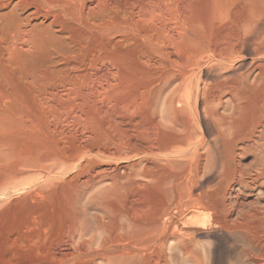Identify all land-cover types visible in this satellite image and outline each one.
Here are the masks:
<instances>
[{"label": "bare ground", "instance_id": "obj_1", "mask_svg": "<svg viewBox=\"0 0 264 264\" xmlns=\"http://www.w3.org/2000/svg\"><path fill=\"white\" fill-rule=\"evenodd\" d=\"M191 2L0 0V10L7 9L0 11V34L8 53L19 48L22 36H26L22 44L41 41L50 26H61L59 16H64V53L73 58L62 74L64 79L60 81L57 74L54 77L64 82L66 100L60 99V92L56 97L57 81L51 88L42 78L43 84L37 81L42 86L34 83L40 87L33 96L38 126L52 138L57 150L47 145L33 149L34 145L23 146V142L14 146L13 141L14 148L10 143H0V161L5 164L0 172V192L39 184L38 189L22 196L26 205L16 206L13 200L8 227L0 228V264H78L80 260L96 264L95 258L100 256L107 263L135 256L132 264H145L149 239L161 247L177 238L179 219H172V214L183 213L184 226L214 225L247 246L243 247L247 264H264V0H212L201 12H196ZM89 41V52L80 54ZM246 55L253 59L247 74H218ZM102 66L106 70L103 78L102 73L98 75ZM206 66L214 70H207L206 75L211 74L202 80L196 70ZM174 81L158 108L152 97L154 91ZM98 98L105 99L106 104H98ZM112 100L117 105L110 107ZM219 104L226 110L218 111ZM110 108V119H100L99 109ZM62 115L64 119L74 117L72 123L79 128L80 137L74 139L63 132ZM198 115L213 136L220 167L214 183L192 192L188 188L206 172L210 151V141L194 120ZM65 138L77 149L72 156L58 154V144ZM92 151L104 160L93 161ZM249 152L252 159L241 163L240 158ZM128 157L134 161L127 170L110 173L112 165L107 160ZM75 159L80 163L68 177V186L59 192L62 202L55 205L58 209L49 206L53 190L46 192L48 187L42 186L56 174L67 175L76 167L71 163ZM104 181L107 184L100 191L109 190L116 200L98 206L102 213L111 209L116 220L111 221V227L107 221L99 239L95 238L101 251L90 254L85 245L90 248L94 236L92 232L87 235L83 226L77 228L76 223L87 205L84 208L80 203L82 208L74 199L83 195L81 189L87 183ZM146 191L152 192L154 199L153 203L149 197L152 204L147 206ZM10 203L12 200H0V213L7 211L4 207ZM64 206L70 216L65 227ZM152 209L156 216L149 228L155 233L160 229L165 236L159 242L147 235L151 224L140 219ZM190 212L194 214L192 219ZM53 214L57 215L56 222H49ZM199 220L202 223H195ZM169 224L172 227L165 235ZM184 246V253L198 255Z\"/></svg>", "mask_w": 264, "mask_h": 264}, {"label": "rangeland", "instance_id": "obj_2", "mask_svg": "<svg viewBox=\"0 0 264 264\" xmlns=\"http://www.w3.org/2000/svg\"><path fill=\"white\" fill-rule=\"evenodd\" d=\"M211 1L212 0H197V1L192 0L191 5H192V8L195 9L196 12L197 11L201 12L202 9H204L206 5L208 7V5L210 4ZM6 10L7 9H3L0 11L4 12ZM59 17L62 18L61 20L58 19V21L59 20L61 21V22L59 21V24L62 27L60 26L61 28L60 27L54 28L55 26H53V25L50 26L49 27L50 29H48V31L53 30L54 32L51 31V33H48V31H47L48 35L46 34L44 36V38H42V40L45 43L42 40H41L42 42L38 40V42H32V43H28V44L23 43V44H25V45H23L22 42H23V39L26 38V36H22L23 38L20 39V40H22V41H20L21 46L18 44L19 48H16L14 51H12V53L11 52L8 53L6 48H4V47H6V45L4 44V39H3L4 37L2 38L1 34H0V39H1L0 40V143L1 144H9L10 143L12 148H14L15 145L17 146V144L18 145L23 144V146H24V144L25 145H31V146L34 145L33 149H36L37 147L38 148L39 147L44 148L47 145L48 148H51L53 150H57L55 142L52 141V138L50 136H46L45 132L43 130H41V128H40L41 126H38L39 119L34 113V111H36L37 108L35 106L36 102H35V99L33 96H34V92L36 93L40 88L39 86L41 84L38 82H41L43 84V82L41 80V78H42L44 83H45L44 85L47 87V84H48V87H50V88L52 87L50 85L55 84V82L57 81L56 83H58V84L54 85L55 87H57L56 91L59 89L56 92V97L57 98L60 97V94H59V92H60L61 96H62V97H60V99L62 98L61 100H66V97L64 96V94H65L64 82H61L63 84L62 85L59 82V80L62 81L64 79L62 74H64V71L68 70V66H70L72 64L73 58H72V55L71 56L69 55V53H64V36H66V35H64V25H63L64 16H59ZM60 29L62 30V33H60L61 32ZM57 32H59V33H57ZM49 34H51V35H49ZM75 34H77V33H74V35ZM51 37H53L55 39L51 40L50 39ZM90 43L91 42L89 41L87 44H85L87 46H84L81 49L80 54H86L89 52L90 45H91ZM29 45L31 47H29ZM18 49L20 51H17ZM26 50H27V52H26ZM5 52L7 54H4ZM24 54H25V56H24ZM251 57H252V55H246L242 60H240V62L236 61L238 64L236 62H234V63H236L235 65L233 63L229 67L221 69L220 71H218V74H219V72H220V74L221 73H223V74H233V73L247 74L250 70V67L253 64V61H252L253 59ZM70 58H72V59H70ZM64 59L67 61H64ZM55 67H58V68L56 69ZM102 67H101L102 70L99 68L102 72L98 71V73L100 72L98 75H100L102 73L101 75L103 78V75H104L103 73L106 72V70L104 69L105 68L104 66H102ZM52 69H53V71H52ZM56 70H58V71L55 72ZM207 70H210L211 72H213L214 67L213 66L212 67H210V66L202 67L201 70H199V71L196 70V73H197L196 75L198 77H200L202 80H204V79L207 80L208 76L211 74V73H209L208 75H206ZM46 72L47 73L52 72L53 74L49 73V75H47ZM61 72H63V73H61ZM41 75H43V76H41ZM55 75L57 76L56 78H58L59 80L54 78ZM60 75H61V77L59 78ZM44 77H46L48 80H45L46 78H44ZM247 77L249 79H252V74H248ZM49 79L53 82H50ZM108 79L110 80V78H107V80ZM102 81L104 82V80H102ZM34 83H38L39 86H37V84H34ZM49 83H51V84H49ZM175 83L176 82L174 81L173 83L167 84L164 87H161V88L158 87L157 90L154 91L155 93L152 92L153 95L151 93L153 100H154V105H156L158 108L161 107L163 97H165V95H168V93L171 89L170 87H172ZM37 87H38V89H36ZM131 88H132V85L130 84L128 89L130 90ZM98 99H99V101H96L98 104L99 103L106 104L105 99H100V98H98ZM89 100L90 101L93 100V97H91ZM100 101H102V102H100ZM113 101L116 103L115 100L109 101L108 105L110 107H112L115 104ZM112 102H113V104L111 105ZM33 104H34L35 108H33ZM66 104H67V102H66ZM223 104H225V103L223 102ZM223 104H219V107L221 106L220 108L216 107L219 109L218 111L222 112V110H221L222 108H224L226 110V108H225L226 106H224ZM115 105H117V104H115ZM108 110L99 109V111H102L100 113L103 115V116L100 115L101 116L100 119H103L106 122L108 119H110L109 113L110 114L112 113L111 108ZM25 111H26V113L27 112H29V113H27V115H26V113L24 114ZM28 114H29V116H28ZM30 116H31V118H30ZM70 117L71 116L64 119V115H62L61 125H62L63 132H69L70 136L75 139V137H77V138L80 137L79 128H77L72 123V120H75L74 117L73 116L71 118ZM26 118H28L29 122H27ZM195 119H196L195 122L199 126V130H202L200 132H202L203 136L205 138H207V140L210 141V151H209V158H208L209 160L207 161L208 162L207 164L209 166L208 165L206 166V170H205L206 172L200 173V175L198 176L199 179L198 178L195 179V180H197V182L195 180H193L191 186L188 188V190L190 189V190H192V192H196L200 188L201 189L205 188L206 186L214 183L215 178H216L215 176H217V172H218V169L220 167V163H219L220 161H219V157H218V154H219L218 149L216 148V145L212 142L213 136L211 134H209L208 129L206 127H204V125L201 121L200 115L195 117L194 120ZM31 130H33V131H31ZM40 134H42L43 137H41ZM70 136H68V139H70ZM22 140H24V141H22ZM13 141L15 142L14 146H13ZM46 141H47V144H44V143H46ZM64 141H65L63 143L64 145L62 143L58 144L59 148H60L58 151L59 152L58 154H62L64 156H66L68 154L67 156H72L77 151V149L75 148V146L72 145V142L67 140V138H65ZM41 142H43V143L41 144ZM68 142H70V143H68ZM20 143H22V144H20ZM29 143H32V144H29ZM1 144H0V148H1ZM38 145H40V146H38ZM90 154L94 158L93 161L99 162V161L104 160V158L97 155L95 153V151L90 152ZM1 155H2V152L0 149V156ZM252 155L253 154H251L249 152L246 155H244L243 157H241L240 158V160L242 161L241 163L246 164L249 160L252 159ZM0 160H1V158H0ZM107 161L109 164L112 165L111 167L113 170L111 169V171H110V173H111L112 171H116V169L119 172L121 170L122 171L127 170V167H129V164L132 161H134V159L128 157V158H123V159H110ZM0 162L2 163V161H0ZM77 162H78L77 159L72 160V162H71L72 165H76V167H73L70 170V172L67 173V175H66V173L65 174L64 173L63 174H56L53 178H50V180H49L50 182H48V183H46V185L42 186V188L48 187V188L44 189V190H46V192H47V190H49L48 192L50 193L53 190L52 196L50 195V198H49V204H50L49 206L54 205V208H57V206H55V205L56 204L60 205L59 203L62 202V195L59 192L63 191L64 187L68 186V184H67L68 177L71 174L75 173V171L77 170V168H78ZM1 163H0V165H1ZM78 163H80V162H78ZM2 164H4V163H2ZM4 169H5V164H4V166L3 165L0 166V172L3 171ZM42 181L43 180H41L40 182H42ZM37 183H34V184L32 183V184H29L28 187L24 186L23 188H19V189H13V190L10 189V190H8V192H5V193L0 192V200L1 201L2 200L11 201L12 200V203H10L4 207V209H6L7 211H5V212L2 211L0 213V228L2 230H4L6 227H8V226H6V224L11 217V211L13 209L12 207L14 206L13 200H15L16 206L22 205V204L26 205L25 200L22 201L21 198H23L22 196H26L29 193H31L35 189V187H36V189H38L37 187L39 184H37ZM54 183H56L57 185ZM101 183H97V182L87 183L84 186V188L81 189V191L84 189V191L82 193L83 195H81V196L79 195L77 198L74 199V200L78 199L80 207H82V205H83V207L85 208V206L87 205V207L85 208V211L84 212L81 211L82 213L78 215V220L76 223H77V228H78V226H79V228L83 226L84 229L86 230V232H88L87 235L93 234V236H94V238L90 244V248L88 247L89 245H85L89 249L88 251L90 254L93 252H100L101 251L99 245L96 244L97 242H95V241H97L95 238L99 237V235H101L103 233V228H104L105 224L107 225V223L108 224L110 223L108 226L113 225L112 223L115 222L114 220H116L115 215L111 209H108V211H106L104 213H102V211H100L101 208L99 206L101 204H103L104 202H106V200H108L107 202H109L110 204H113L114 200H116L115 196L113 197L112 192H110L109 190H107V192H101L103 187L106 186L107 182L104 181ZM193 185H194V187H193ZM58 188H59V190H58ZM93 189L95 191H93ZM171 191H172V189H169L170 193H171ZM144 198H146L144 200L146 202V206L149 204H152V202L154 203L152 192L146 191V195ZM148 198L151 200L153 199L152 202H150ZM19 199H20V201H19ZM146 200H148V201H146ZM54 201H56L57 203ZM78 201H76L75 204H77ZM80 203L81 204L84 203V204L81 205ZM41 204H42V206L44 205V203H41ZM65 210H66V208L64 206V211ZM151 211H148V213H145L143 216L141 215L140 219L144 220V222L147 221L146 223H148V225L151 224V226L147 227V235H150L151 238L153 237L156 239L155 241L159 242V240L161 238H164L165 236L163 235L162 230L157 229L156 233H155L154 228L153 229L149 228V227H152V218L153 217L155 218V216H156V212H154L153 209ZM66 212L67 211L64 212V216H65L64 227L66 224H68L67 221L70 218V216L68 217ZM2 213H4V215ZM149 213H150V216H149ZM191 213L192 212H190L189 214H190V218L192 219L194 217V214H191ZM172 215H173L172 219H174V220L179 219L180 225L177 226V228H176L177 231L180 232L178 237L174 238L173 240L171 239L169 242L165 243L166 245L164 244L161 247L160 246L158 247V245H156L155 243H153L149 239V242H147L148 243V245H147L148 256H146L145 261L147 260V262L145 264H151V261H153L152 264H155V263L156 264H195V263L196 264H202V263L203 264H244V262H245V264L248 263L246 253L244 252V248H243V247L246 248L247 246L245 244H243V242H241L238 237L230 238L231 237L230 234L226 235V233L224 231L219 230L214 225L205 226V228H204L200 224L191 225V224L187 223V225L184 226L183 223L186 221L185 220L186 219L185 213H183L181 215H177V214H172ZM51 216H52L51 218L52 219L54 218V219L52 220L50 218L49 222H56L55 220L57 218L55 216H57V215L53 214ZM108 217H110L111 220L108 219ZM137 218L138 217H136V219ZM119 219L121 221L122 217L121 216L118 217V220ZM112 220H113V222H111ZM69 222H70V220H69ZM195 223H202V221L199 220V222H195ZM56 224L57 223H54V225H56ZM1 225H5V226H1ZM2 227H4V228H2ZM171 227H172V224H169V226L167 227L168 229L165 231L166 232L165 235L168 234V230H170ZM150 230L154 231V233L150 232ZM90 232H92V234ZM219 232H221V233H219ZM97 239H99V238H97ZM183 240H186V241H183ZM188 243H190V244H188ZM167 244H169L170 246H168ZM242 244H243V246H242ZM184 245L192 248L193 251L196 250L198 252L199 257H198V255L196 256V254L194 255V253H191V254L184 253V250H183L185 248ZM156 246L158 248H156ZM162 247H163V250L165 249L163 252L161 250ZM196 247L198 250L196 249ZM149 248H151V249H149ZM152 249H154L153 250L154 252H151L152 253L151 254L150 251H152ZM201 252H202V254H201ZM200 255H202V256H200ZM78 256H79V254H78ZM152 257H153V259H152ZM74 258H77V257H74ZM154 259H157V260H154ZM198 259L201 261V263H200V261H197ZM127 261H129V262L127 263ZM134 261H135V256L124 257V260L122 257L120 260L116 261L115 263H107L106 260L103 259V257H101V256L95 258L96 264H117V263L118 264H132V263H134ZM157 261H159V263ZM80 262H81V264H87V261L80 260ZM80 262H78V264H80ZM83 262H85V263H83ZM92 264H95V263L92 262Z\"/></svg>", "mask_w": 264, "mask_h": 264}]
</instances>
